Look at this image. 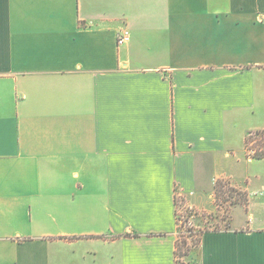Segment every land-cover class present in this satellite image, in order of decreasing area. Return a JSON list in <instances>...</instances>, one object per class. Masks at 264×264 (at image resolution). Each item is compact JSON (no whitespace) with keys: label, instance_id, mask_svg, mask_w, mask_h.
<instances>
[{"label":"crops","instance_id":"obj_1","mask_svg":"<svg viewBox=\"0 0 264 264\" xmlns=\"http://www.w3.org/2000/svg\"><path fill=\"white\" fill-rule=\"evenodd\" d=\"M263 130L264 0H0V264H176L217 181L198 264H264Z\"/></svg>","mask_w":264,"mask_h":264},{"label":"rangeland","instance_id":"obj_2","mask_svg":"<svg viewBox=\"0 0 264 264\" xmlns=\"http://www.w3.org/2000/svg\"><path fill=\"white\" fill-rule=\"evenodd\" d=\"M258 139H261L258 145L263 146L264 144H261V142L264 141V134L262 136L260 135ZM237 198L239 197L235 191L231 192L230 196L229 192H226L224 198L218 202L214 201L216 210L213 213L196 212L187 207L183 197L177 199L176 217L180 222H177L178 241L179 243L181 240L186 241L182 251L186 249L189 251L187 256H178V264H198V248L195 240L198 239L199 233L229 229L233 219L232 217L235 218L234 222L247 218L248 215L244 214V205L236 204Z\"/></svg>","mask_w":264,"mask_h":264},{"label":"trees","instance_id":"obj_3","mask_svg":"<svg viewBox=\"0 0 264 264\" xmlns=\"http://www.w3.org/2000/svg\"><path fill=\"white\" fill-rule=\"evenodd\" d=\"M255 133V135H258V136H262L264 134V131H256V132H253ZM249 134V133H248ZM264 140V139H263ZM228 184L225 183V182H222V181H217L214 185V198H215V201L218 202L220 199L224 198V195L226 194V192H229V196L231 195V192H236L237 196L239 198L236 199V204L237 205H244L246 206L247 202H248V198H247V195L245 193H242L232 187H230L229 185L227 186ZM226 187V188H224ZM238 191V192H237ZM177 203V201H176ZM208 231H204L202 233H199V237L197 240H195L196 244H197V248L199 246V242H200V237L206 233ZM181 243V245H180ZM179 243L178 239L176 241V245H175V252H174V255H175V263L178 264V256H187L188 255V250L186 249L185 251H182V249L184 248L185 246V243L186 241L184 240H181ZM198 255V259H199V253H197Z\"/></svg>","mask_w":264,"mask_h":264},{"label":"built area","instance_id":"obj_4","mask_svg":"<svg viewBox=\"0 0 264 264\" xmlns=\"http://www.w3.org/2000/svg\"><path fill=\"white\" fill-rule=\"evenodd\" d=\"M128 40H129V31L127 29H124L119 33L117 37V45L118 46L124 45ZM258 138L259 136L255 135V133L253 132L247 135L245 141V149H244L245 158L247 160L264 158V145L263 146L258 145V142L261 140ZM261 144H264V141H262ZM177 222L180 223L178 220Z\"/></svg>","mask_w":264,"mask_h":264}]
</instances>
